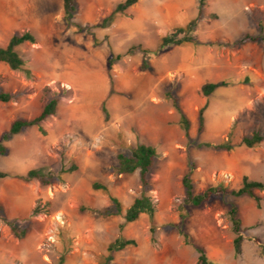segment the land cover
<instances>
[{
  "label": "rangeland",
  "instance_id": "rangeland-1",
  "mask_svg": "<svg viewBox=\"0 0 264 264\" xmlns=\"http://www.w3.org/2000/svg\"><path fill=\"white\" fill-rule=\"evenodd\" d=\"M124 1L76 0L73 22L90 26L88 33L66 23L63 0H0V47L14 35L35 37L17 48L24 70L0 63V92L13 96L0 103V145L6 147L0 172L36 169L54 178L48 186L0 180V264H57L62 255L64 264H103L119 237L136 246L114 253L113 264H199L194 246L214 264H264V191L257 192L260 207L253 198L229 196L189 208L182 185L190 161L196 193L217 184L238 189L245 176L264 182V140L254 148L240 145L255 132L264 136V0H206L196 30L200 45L172 46L147 57L139 47L155 51L165 36L198 17L199 1L138 0L107 28H98ZM246 35L262 39L241 43ZM112 54L122 58L109 68ZM145 59L148 69L142 68ZM221 81L229 86L204 96L205 84ZM170 96L190 121L193 145ZM54 97L58 106L42 124L45 134L34 126L2 141L15 120L34 119ZM206 103L200 131L199 111ZM228 140L236 145L232 151L195 146ZM139 143L158 153L148 187L156 214L126 223L142 185L138 171H117V157ZM94 183L121 201V214L100 213L112 203ZM230 203L242 220L239 257ZM6 221L25 236L17 237Z\"/></svg>",
  "mask_w": 264,
  "mask_h": 264
},
{
  "label": "trees",
  "instance_id": "trees-1",
  "mask_svg": "<svg viewBox=\"0 0 264 264\" xmlns=\"http://www.w3.org/2000/svg\"><path fill=\"white\" fill-rule=\"evenodd\" d=\"M199 1V14L198 17L192 20L188 25L182 27H177L171 34L165 36L158 48L155 51L140 48L141 52L143 53L144 57H147L152 54H159L162 51L172 47V46H188V45H200V41L197 38L196 30L199 24L200 17L203 12V8L206 5V0H198ZM138 0H125L124 2L117 5L115 10L111 13L110 16L105 18L100 24L97 25L98 28H107L114 20L115 16L118 14H124L127 9L131 6L136 4ZM63 7H64V14H65V21L69 26H76L79 32H91L90 26H81L73 22L75 14L77 12V4L76 0H63ZM262 39V37H252L246 35L244 38L241 39V43H246L248 41H257ZM25 43H35V37L26 32L21 35H14L9 40L7 46L0 47V63H6L12 70L14 71H22L24 70L25 61L20 56L17 48ZM95 43L99 44L98 41L95 39ZM136 48H133L129 51L132 53ZM138 49V48H137ZM122 55H114L112 54L108 61L109 68L120 61ZM143 69H148V61L145 59L142 65ZM27 76H30L29 71H25ZM229 84L226 81H221L217 83H207L203 86L202 92L205 97L211 96L216 90L219 88L227 87ZM172 97L174 101V106L178 113L180 114V124L181 128L184 130L188 144L193 145L194 141L190 138L189 130H190V121L187 116L183 113L180 106L178 105L177 98ZM13 96L8 93L0 92V103H8L12 100ZM58 106V98H52L40 112V114L31 120H24V119H17L15 120L8 131L2 134V141H8L12 137L23 133V131L30 127H38L39 131L42 134H45V130L42 124L51 116H53L56 112ZM207 108V103L200 109L199 111V130L202 131L204 128L205 118L204 112ZM103 114L105 115V119L108 120L109 114L108 110L105 106L102 108ZM264 140V136L261 135L259 132H255L252 136L244 137L241 141L240 145L246 146L248 148L257 147L261 144ZM197 148H209L213 150H222V151H232L236 145H233L230 140L221 144H213L210 142L201 143L195 145ZM0 153H6V147L1 144L0 145ZM158 156L157 150L149 145H145L142 143L137 144L136 146L132 147L128 152H121L118 154V166L117 171L121 174H133L135 172H139L140 181L142 185V192L140 196H138L131 206L126 210L125 213V221L126 223H133L137 221L141 215L145 214L149 216L150 219H154L156 214V205L150 195H148V187L149 183V175L154 166L155 160ZM195 164L190 161L189 168L185 175L182 178V185L184 189V199L183 203L186 207L189 208H200L203 205L212 202L213 200H222L225 201L229 196L235 198H242V197H250L253 198L257 206H261L262 198L257 194V192L264 191V182L250 180L247 176H245L242 180V184L238 189L229 190L228 187L224 186L223 184H217L215 186H211L207 188L205 191L196 193L195 186L192 180V175L194 171ZM74 170V167L73 169ZM70 172V171H68ZM8 177L18 178L24 182H31V181H38L43 186L50 185L54 178L52 176H45L42 174L40 170L32 169L28 171L25 175H11L7 172H0V180L5 179ZM94 190H100L104 193L109 195L110 201L112 203L111 208L105 209L100 213L104 216H110L114 214H121L123 211L121 201L110 194L109 189L106 185L101 183H94L92 185ZM82 211L86 210V208L82 207ZM92 210V209H90ZM98 212L96 210H93ZM228 215L232 224L233 231L236 235L234 239V250L235 256L239 257L242 254V246L244 242V237L242 235L243 227H242V220L239 215L238 207L230 203L228 209ZM184 218V215L182 216ZM7 225L10 227L11 231L17 236L23 238L26 234V231H22L18 233L15 223L13 221H6ZM152 234L155 233V230H151ZM180 233L183 235L186 244L191 245L189 241V236L187 233L184 232L183 228H180ZM152 241L155 242V237H152ZM130 246H136V241L133 239H128L125 237H119L114 242H112L109 247V256L107 260L103 264H113L114 260V253L122 251ZM196 252L199 255L198 262L199 264H214L211 261L205 250L202 247L194 246ZM261 255L264 257V246L261 247ZM66 260L65 255H62L60 261L57 264H64Z\"/></svg>",
  "mask_w": 264,
  "mask_h": 264
}]
</instances>
